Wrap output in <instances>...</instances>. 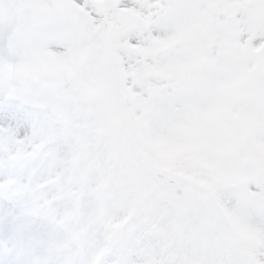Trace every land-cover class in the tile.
Instances as JSON below:
<instances>
[{"label": "snow or ice", "instance_id": "obj_1", "mask_svg": "<svg viewBox=\"0 0 264 264\" xmlns=\"http://www.w3.org/2000/svg\"><path fill=\"white\" fill-rule=\"evenodd\" d=\"M0 264H264V0H0Z\"/></svg>", "mask_w": 264, "mask_h": 264}]
</instances>
